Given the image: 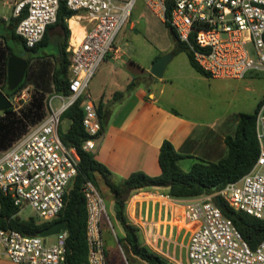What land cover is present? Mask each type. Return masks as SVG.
Instances as JSON below:
<instances>
[{
  "label": "built area",
  "instance_id": "obj_1",
  "mask_svg": "<svg viewBox=\"0 0 264 264\" xmlns=\"http://www.w3.org/2000/svg\"><path fill=\"white\" fill-rule=\"evenodd\" d=\"M135 1L19 0L15 5L17 14L25 7L16 31L28 47L34 46L47 25L56 21L62 2L89 23L83 38L71 46L68 93L61 107L49 105L42 120L0 152V195L10 196L20 207L25 202L40 219L54 218L63 208L69 184L77 171L76 147L65 144L59 136L61 112L80 99L82 124L89 134L83 148L93 150L102 124L89 81L113 49ZM143 2L169 22L191 50L194 60L209 75L243 77L251 70H264V0ZM28 92L25 86L15 94L23 101L28 98ZM256 134L259 151L255 162L218 192L230 206L264 219V96L256 110ZM82 191L87 214L85 264H107L103 221L110 227L111 223L103 196L90 180L82 183ZM174 198L181 206L182 218L192 223L186 244L188 264H264V237L251 247L211 194L195 195L187 200ZM55 235L54 242H46L39 234H24L0 224V255L17 264H61L67 231L61 230ZM126 264L129 263L126 261Z\"/></svg>",
  "mask_w": 264,
  "mask_h": 264
},
{
  "label": "crops",
  "instance_id": "obj_2",
  "mask_svg": "<svg viewBox=\"0 0 264 264\" xmlns=\"http://www.w3.org/2000/svg\"><path fill=\"white\" fill-rule=\"evenodd\" d=\"M18 1L0 0V49L5 53L8 51L7 56L25 48L23 37L16 31L19 20L15 5ZM136 1L135 13L132 8L129 20L116 36L113 49L89 81L91 96L103 112V127L93 149L95 157L116 174L128 175L133 170L158 174L161 170L159 147L163 139H168L177 151L186 154L180 159L183 169H188L197 158L216 160L226 151L225 137L234 133L239 113L257 110L264 96V70H251L243 77H214L196 70L190 61L191 66L171 62L175 56L171 50L168 52H172V56L162 76L154 75L150 71L153 60L167 50L162 48L158 52V37L152 33L149 19L143 15L145 3L140 0L136 4ZM79 14L66 17L63 24L59 21L48 24L36 50L27 49V60L29 55L39 54L58 65L64 47L71 61V46L83 38L89 26ZM140 26L143 34L150 38L151 46L135 45ZM1 53L2 50L0 61ZM136 77L130 91L115 101L112 98L114 92L125 90L128 82ZM26 86L30 95L32 84ZM66 94L52 93L48 106L60 108ZM53 95L59 98L57 105L51 103ZM9 98L15 109L28 99L19 100L16 94ZM97 177L100 186L103 182ZM178 198L187 200L191 196ZM111 206H106V210L113 216V198ZM180 208L176 199L159 186L134 190L125 203V214L138 226L140 242L162 254L171 264H188L186 244L192 223L182 218ZM114 223L123 234L122 226L113 218L110 228L114 234ZM108 257L107 264H116L119 259L116 255ZM125 260L129 264L142 263L133 255L131 262ZM0 264L17 263L0 256Z\"/></svg>",
  "mask_w": 264,
  "mask_h": 264
},
{
  "label": "trees",
  "instance_id": "obj_3",
  "mask_svg": "<svg viewBox=\"0 0 264 264\" xmlns=\"http://www.w3.org/2000/svg\"><path fill=\"white\" fill-rule=\"evenodd\" d=\"M24 13L25 7H22L17 19L19 20ZM72 14L73 11L62 2L57 12L56 21L63 24L64 19ZM164 22L173 41L172 51L183 49L192 66L198 71L205 72L194 60L187 44L180 40L175 29L168 21L165 20ZM42 40L43 37L40 42ZM38 44L39 42L28 47L24 43V47L35 51ZM0 50H2L0 87L5 89L6 94L12 96L27 84H32L30 95L24 103L16 109L11 106L0 114L1 152L26 132L32 124L39 122L46 116L49 110L48 99L52 93H68L70 59L64 47L61 48L58 65L42 55H29L28 68L24 78L16 87L9 89L6 83V59L9 52L5 53L4 49ZM136 81L137 77L132 78L126 89L115 91L112 98L115 101L121 100ZM79 102L80 99L76 100L61 112L58 127L62 141L67 145L75 146L79 154L77 171L69 184L63 208L51 219H40L34 214L20 217L18 215L20 206L15 204L10 196L1 194L0 224L3 227H13L24 234L32 235L38 234L42 228L55 220L62 219L66 224L67 235L61 264H85L88 252L86 240L87 214L82 183L85 180H90L98 187L97 176H99L113 198V216L107 210L110 223L113 224L114 218L124 230L123 234L115 232L116 239L123 251L138 258L142 264H171L162 254L140 242L138 226L132 224L125 214L127 198L134 190L145 186L162 187L168 195L173 197L211 194L215 200L214 196L218 194L223 202L222 206L218 204L223 214L233 221L251 247H254L264 237L263 218L230 206L218 192L225 183L236 180L247 172L257 158L259 141L256 134V111L239 113V120L234 133L227 134L225 137L226 151L216 160L197 158L192 162L189 169H183L180 165V159L186 154L177 151L170 140L163 139L158 153L161 169L158 174L133 170L128 175H120L98 160L93 150L83 148V141L89 134L82 124L83 109ZM98 114L102 119L103 112L100 106L98 107ZM65 121H67V125L63 127L62 123ZM213 185H216L214 190L212 189ZM103 225L106 229L110 228L105 220ZM107 252L106 248V256ZM107 260L109 261L108 257Z\"/></svg>",
  "mask_w": 264,
  "mask_h": 264
},
{
  "label": "rangeland",
  "instance_id": "obj_4",
  "mask_svg": "<svg viewBox=\"0 0 264 264\" xmlns=\"http://www.w3.org/2000/svg\"><path fill=\"white\" fill-rule=\"evenodd\" d=\"M140 2H141L140 0H137L136 4H139ZM142 6H144L143 15L144 17L149 19V24H150V28L152 29V33L156 37H158V52L161 51L162 48H163V51H166V50L167 52L171 51L174 45H173V41L169 33L168 27L165 25L163 20H161L159 17L153 14L147 7H145V5H142ZM133 13H135V8H133ZM137 31H138L137 32L138 39L136 40L135 45L137 47L151 46L152 45L151 40L148 36L143 34L142 26H140ZM174 54L175 56L171 62L180 64V65L185 64V65L191 66L189 63L188 56L183 49H177L176 51H174ZM51 103L52 105H57L59 103V98L54 97L53 95L51 98ZM66 125H67V121L62 123L63 127H65ZM98 188L103 196V199H104V202L107 208L112 207L111 206L112 196L107 186H105V184L103 183H100V186L98 185ZM33 213L34 211L32 207L26 204L25 202L23 203V205L20 207L18 211V215L20 217H27L29 215H32ZM114 228H115V231L120 234L119 225H116L114 223ZM55 239H56L55 234L44 236V240L46 242H54ZM104 240H105V245L108 251L107 257L109 255L118 256L119 259L116 262V264H125L126 257H127L126 259H128L129 262H131V255L123 251V249H121L120 244L118 243L112 228L105 229ZM0 256H3V255H0Z\"/></svg>",
  "mask_w": 264,
  "mask_h": 264
},
{
  "label": "water",
  "instance_id": "obj_5",
  "mask_svg": "<svg viewBox=\"0 0 264 264\" xmlns=\"http://www.w3.org/2000/svg\"><path fill=\"white\" fill-rule=\"evenodd\" d=\"M27 49L19 51L18 54H9L6 60V83L9 89L16 87L24 78L28 60L25 56ZM172 52H165L157 56L151 65L150 71L156 76H162V73L166 67L168 60L171 58ZM12 106V101L4 90L0 87V110H6ZM216 185L212 186L214 190ZM215 200L219 205H223L221 197L215 194ZM66 229L65 221L62 219L55 220L50 225L42 228L38 234L41 236H47L50 234H56L61 230Z\"/></svg>",
  "mask_w": 264,
  "mask_h": 264
},
{
  "label": "bare ground",
  "instance_id": "obj_6",
  "mask_svg": "<svg viewBox=\"0 0 264 264\" xmlns=\"http://www.w3.org/2000/svg\"><path fill=\"white\" fill-rule=\"evenodd\" d=\"M72 21V20H71Z\"/></svg>",
  "mask_w": 264,
  "mask_h": 264
}]
</instances>
